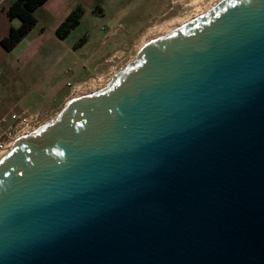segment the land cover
Wrapping results in <instances>:
<instances>
[{
	"label": "water",
	"instance_id": "water-1",
	"mask_svg": "<svg viewBox=\"0 0 264 264\" xmlns=\"http://www.w3.org/2000/svg\"><path fill=\"white\" fill-rule=\"evenodd\" d=\"M0 264H264V0H221L18 138Z\"/></svg>",
	"mask_w": 264,
	"mask_h": 264
},
{
	"label": "rangeland",
	"instance_id": "rangeland-1",
	"mask_svg": "<svg viewBox=\"0 0 264 264\" xmlns=\"http://www.w3.org/2000/svg\"><path fill=\"white\" fill-rule=\"evenodd\" d=\"M91 2L88 4L92 5L91 9L83 7L81 24L70 38L76 39L78 44L84 37L88 43L80 51L74 53L71 50L72 56H58L62 53L58 45L56 52L51 50L48 54L42 50H24L34 38L37 39L38 31L12 52H5L0 47L2 111L38 113L40 121L44 122L69 100L105 85L134 58L142 39L162 35L166 28L194 13L192 0L184 3L177 0H115L114 4L112 0ZM102 28L114 32L113 35L105 39ZM77 67H80L79 71Z\"/></svg>",
	"mask_w": 264,
	"mask_h": 264
},
{
	"label": "crops",
	"instance_id": "crops-1",
	"mask_svg": "<svg viewBox=\"0 0 264 264\" xmlns=\"http://www.w3.org/2000/svg\"><path fill=\"white\" fill-rule=\"evenodd\" d=\"M15 1L16 0H0V40L7 36L10 28L16 29L20 26V21L18 19L10 20L7 16V10L9 6ZM91 1L92 0H47L42 6L37 8L33 14L36 20V25L10 52L18 48L35 31H38L37 39L34 38V40H32L30 44L25 46L24 50L33 52H39L40 50H42L47 52L48 54L51 50H55L54 52H56L58 45L61 47L59 50L62 52L58 54V56H63L66 54L72 56L73 54H71V50H73L74 53L82 50L88 43V39L82 37L81 39L84 43L77 47V49H74L75 44L77 45V42H75L76 39H70L72 33L80 26L82 18L80 20L79 26L71 31V33L64 40L58 39L55 36V31L59 27V25L66 19V17L75 10L77 6H81L82 8L84 6H87L89 9H91L92 5H88ZM114 1L112 0L113 4ZM50 43L52 44L50 45ZM64 49H66V53H63ZM2 50L5 51L3 48ZM30 55H33V53ZM75 64L76 62H74V65ZM79 69L80 67L76 68V70L78 71Z\"/></svg>",
	"mask_w": 264,
	"mask_h": 264
},
{
	"label": "trees",
	"instance_id": "trees-1",
	"mask_svg": "<svg viewBox=\"0 0 264 264\" xmlns=\"http://www.w3.org/2000/svg\"><path fill=\"white\" fill-rule=\"evenodd\" d=\"M46 1L47 0H16L9 6L7 10L8 18L10 20L18 19L20 21V26L16 29L10 28L7 36L0 40V46L5 51L10 52L36 25L33 14L35 10ZM83 14V8L78 6L59 25L55 31V36L60 40L67 38L71 31L79 26ZM83 43L81 39L76 46L82 45Z\"/></svg>",
	"mask_w": 264,
	"mask_h": 264
},
{
	"label": "built area",
	"instance_id": "built-area-1",
	"mask_svg": "<svg viewBox=\"0 0 264 264\" xmlns=\"http://www.w3.org/2000/svg\"><path fill=\"white\" fill-rule=\"evenodd\" d=\"M102 30L105 32V39H108L114 33L104 28H102ZM85 93L86 92L80 95H85ZM89 93H91V91ZM2 110L3 105L2 102H0V156H2L18 138L28 134L43 123L40 121L38 113L22 111L21 113L15 114L12 111L4 112Z\"/></svg>",
	"mask_w": 264,
	"mask_h": 264
},
{
	"label": "bare ground",
	"instance_id": "bare-ground-1",
	"mask_svg": "<svg viewBox=\"0 0 264 264\" xmlns=\"http://www.w3.org/2000/svg\"><path fill=\"white\" fill-rule=\"evenodd\" d=\"M191 1V0H190ZM221 0H192V5L194 6V13H193V15H191L190 17H188V18H185V20H183V21H179L175 26H173V27H170V28H166L167 30H165L164 32H163V34H165V33H167V32H169V31H171V30H173V29H175V28H177V27H179L180 25H182V24H184V23H186V22H188V21H190L191 19H193V18H196V17H198V16H200V15H202V14H205L208 10H210L211 8H213L218 2H220ZM177 2L178 3H184L185 2V0H177ZM164 30V29H163ZM162 34V35H163ZM162 35H154V37H150V38H145V39H142L141 40V43L139 44V48L142 46V45H144L145 43H147V42H149L150 40H152V39H154V38H157V37H160V36H162ZM103 85H99L98 86V88H95L93 91L91 90V92H94V91H96V90H98V89H100L101 87H102ZM88 93V92H87Z\"/></svg>",
	"mask_w": 264,
	"mask_h": 264
}]
</instances>
